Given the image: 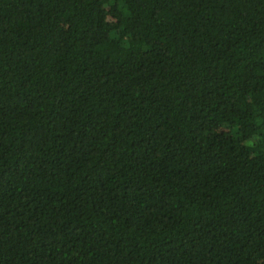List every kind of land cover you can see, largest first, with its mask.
I'll return each instance as SVG.
<instances>
[{
	"label": "trees",
	"instance_id": "trees-1",
	"mask_svg": "<svg viewBox=\"0 0 264 264\" xmlns=\"http://www.w3.org/2000/svg\"><path fill=\"white\" fill-rule=\"evenodd\" d=\"M0 264H264V0H0Z\"/></svg>",
	"mask_w": 264,
	"mask_h": 264
}]
</instances>
